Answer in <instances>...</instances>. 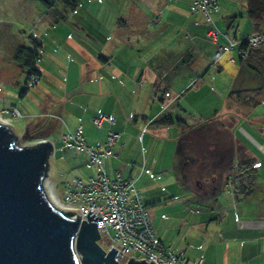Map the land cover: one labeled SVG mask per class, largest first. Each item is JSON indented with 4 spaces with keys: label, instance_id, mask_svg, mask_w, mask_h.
<instances>
[{
    "label": "crops",
    "instance_id": "1",
    "mask_svg": "<svg viewBox=\"0 0 264 264\" xmlns=\"http://www.w3.org/2000/svg\"><path fill=\"white\" fill-rule=\"evenodd\" d=\"M110 1L123 3V8L80 11L84 5L77 0L73 11L55 15L48 11L44 16L37 42L40 77L34 85L41 80L47 85L39 96L35 116L55 119L54 132L61 121V136L80 126L86 144L93 148L104 143L109 131L121 133L112 157L105 160L106 175L113 179L119 174L134 182L142 192L156 236L184 264L197 259L201 264H264L261 54L253 53L240 62L235 49L223 54L216 68L210 67L217 47L228 43L225 34L238 39L254 32L248 0H218L219 9L211 14L221 33L216 43L205 38L203 25H194L200 16L189 14L193 0ZM185 54L194 59L187 66L178 62ZM43 58L47 60L45 69L39 66ZM223 74L229 83L220 94H214L218 101L209 107L213 110L206 115V105H202L196 117L190 116L186 109L189 102L182 100L191 86L202 82L196 94L205 87L209 93L203 83L215 82ZM164 90L180 94L169 111L172 118L190 127L216 119L232 134L234 144L253 159L252 165L259 164L256 169L251 167L254 178L248 186H236L231 191L227 184L207 199L196 198L199 196L175 167L178 140L185 133L177 124L153 122L159 118ZM99 113L114 117V123L94 129L90 120ZM146 123L149 126L140 136ZM73 153L66 159L72 156L76 161ZM51 159L53 156L49 170ZM238 160V155L232 158L235 170L231 169L230 177L242 175L236 169ZM223 192L228 198L224 205L219 201Z\"/></svg>",
    "mask_w": 264,
    "mask_h": 264
},
{
    "label": "built area",
    "instance_id": "2",
    "mask_svg": "<svg viewBox=\"0 0 264 264\" xmlns=\"http://www.w3.org/2000/svg\"><path fill=\"white\" fill-rule=\"evenodd\" d=\"M218 9V0H193L189 11L190 15L200 16V20L193 23L196 26L205 27L204 35L212 43H216L221 35L211 18V14ZM225 37L228 43L218 46L212 56L214 65L223 54L235 49L238 57L243 59L247 57L250 50L264 51V33L253 32L242 35L238 39H231L227 34ZM179 96V93H164L160 101L159 115L171 111ZM5 114L12 117L21 116L15 107L6 109ZM114 121V117L102 113L90 120L96 130L102 129L105 124L112 125ZM148 126L149 123L144 125L140 136ZM120 137L121 133L109 131L104 143L98 148L86 144L80 126L61 137L64 150L82 153L85 168L92 169V174L86 180L72 177L64 183L63 201H59L61 211L75 213L80 217L79 222L88 221L86 214L88 210L92 212L97 217V221L94 222L100 239L104 238L107 243V248L103 249L105 251H109L112 247L116 249L114 260L119 264H124L129 259L152 261L155 264H184L181 257L163 245L156 236L151 218L142 202V195L134 182L121 178L119 174L113 179L107 177L104 163L106 159L112 157V148ZM258 167V163L252 165L253 169ZM145 173L153 179L152 174ZM228 187L234 191L231 182L228 183ZM69 218L76 219V216H69ZM192 264H201V259H197Z\"/></svg>",
    "mask_w": 264,
    "mask_h": 264
},
{
    "label": "water",
    "instance_id": "3",
    "mask_svg": "<svg viewBox=\"0 0 264 264\" xmlns=\"http://www.w3.org/2000/svg\"><path fill=\"white\" fill-rule=\"evenodd\" d=\"M23 139L31 140L27 128ZM54 148L48 139L20 147L0 123V264H119L100 245L97 217L79 222L47 199L43 181ZM76 216L70 219L69 216ZM124 264H155L127 260Z\"/></svg>",
    "mask_w": 264,
    "mask_h": 264
},
{
    "label": "rangeland",
    "instance_id": "4",
    "mask_svg": "<svg viewBox=\"0 0 264 264\" xmlns=\"http://www.w3.org/2000/svg\"><path fill=\"white\" fill-rule=\"evenodd\" d=\"M78 1L79 4L84 5L80 11H91L93 9L119 10L123 8V3H113L110 0H101L99 4L97 3L98 0ZM48 11L49 14L53 13L55 15V13L60 14V11L63 12V8L59 3L55 4L53 10H45L35 0H0V123L7 126V128L15 135L17 144L20 147L33 146L37 142L43 140L34 138L33 134H31L28 129V135L31 136L32 139L27 140L22 137L24 136L26 126L30 121L36 123V121L45 119V117L50 119V116H35L39 113L37 103L39 101V96L41 98V91L47 85L46 82L41 80L34 85L35 78L28 81L26 71L15 63L14 56L19 48H28L32 44L39 45V43H37L39 42L38 34L44 26V16L47 15L46 13H48ZM42 39L44 40L47 38L42 37ZM46 61L47 60L43 58V62L39 61V66H42V68L45 69L47 65ZM216 66L218 65H214L212 61L210 67L214 69ZM223 75L224 76H221L220 79L215 82L209 81L203 83L204 85L205 83L207 84V87L211 91L209 93L208 89L205 87L202 88L199 95L196 94V91H198L202 82H199L196 87L191 86V89L187 92V96L182 100L185 104L187 101L189 102L186 105V109L190 116L196 117L198 115L197 110L200 106L202 107V105H206V108L204 109L206 115L209 114L210 110H213V108L210 109L209 107L212 105L215 106V103L218 101L214 94H220L219 91L225 87L224 85L229 83L227 75ZM24 91L27 93H24ZM201 95L203 96L202 98L199 97ZM179 99L180 98L175 102L179 101ZM13 107L18 109L21 114L20 117H12L5 114L6 109ZM60 126L61 128H64V124H62L61 121L58 122L57 131L48 137V140L53 145L54 154L53 159H51L50 170L48 168L47 176L43 181V190L47 199L59 211H61L59 201H63L62 192L64 183L72 177L86 180L87 177L92 174V169H86L84 162L79 160H84V155L82 153H73L72 151L64 150V144L61 139L62 136L60 135V131L62 130H60ZM71 130L74 131L73 128ZM231 136V133H226L224 139L228 140ZM254 140L259 144L256 139ZM71 152L77 156L78 159L76 161H74L72 156H69L70 158L68 160L66 159ZM181 163L182 160H176L175 167L177 168ZM261 176H263L262 172L259 173V177ZM236 177L233 175L229 180L233 187L239 186L237 181L238 177ZM262 179L264 181V178ZM244 185L248 186L247 180L243 183V187ZM261 191L264 192V188H262ZM261 191H258L259 195H262ZM140 193L142 195L141 191ZM224 193L226 192L221 193L219 197V201L223 205L228 202V198ZM50 197L52 199H50ZM196 198L207 199L208 197ZM56 204L59 205V207H57ZM98 243L102 248H107V243L104 238H101Z\"/></svg>",
    "mask_w": 264,
    "mask_h": 264
},
{
    "label": "trees",
    "instance_id": "5",
    "mask_svg": "<svg viewBox=\"0 0 264 264\" xmlns=\"http://www.w3.org/2000/svg\"><path fill=\"white\" fill-rule=\"evenodd\" d=\"M35 1L45 10H53L55 4L59 3L63 8V12L60 14H63L67 11H73L76 8L77 4V0ZM248 15L252 21L254 32L264 33V0H248ZM231 27H233L232 23L230 24L229 29ZM253 53L261 54L259 56L261 62L258 67L262 71V69H264L263 50H250L246 58L243 59L238 57V60L240 62L248 60ZM38 55V46L36 44H32L28 48H19L15 53L14 61L18 66L26 71V77L28 81L33 78H35V81L40 77V72L36 68ZM193 60L194 59L192 56L185 54L178 60V62H181L182 64L185 63L187 66L188 64H191ZM166 92L170 91L164 90L162 93V97ZM24 93H26V91H24ZM162 97L160 98V101ZM158 117L159 118L155 119L153 122L161 125H169L173 123L177 124L180 126L182 132L185 133L178 140L177 148L182 147V145L186 142H192L194 149L201 151L200 154L198 153L196 154L197 156L194 157V165L196 166L195 170L200 174L199 179L201 181H203L206 176L215 175L217 171H230V168L233 164L232 158L235 155H238L239 158V160L237 161V171L242 172V175H239L237 178L239 186L243 187V183L246 180L252 181V179L254 178L253 170L251 168L253 159L250 158L244 152V150L238 148L232 141L231 137H229L228 140L224 139V135L228 133V131L224 130V126L218 123L216 119H209L197 127H190L183 121L172 118L169 112L159 115ZM32 122L33 121H30V123L27 124L26 128L30 131L31 134H33L34 138L37 139H48V137L54 132L56 128L55 119H49L45 117V119L36 121V123ZM243 170H245L246 172L243 173Z\"/></svg>",
    "mask_w": 264,
    "mask_h": 264
},
{
    "label": "flooded vegetation",
    "instance_id": "6",
    "mask_svg": "<svg viewBox=\"0 0 264 264\" xmlns=\"http://www.w3.org/2000/svg\"><path fill=\"white\" fill-rule=\"evenodd\" d=\"M201 151L195 150L192 142H186L178 148V160L182 163L177 167L185 184H189L195 194L199 197H211L213 193L227 186L230 182V171H217L215 175L206 176L203 181L199 179L200 174L195 170V156Z\"/></svg>",
    "mask_w": 264,
    "mask_h": 264
},
{
    "label": "bare ground",
    "instance_id": "7",
    "mask_svg": "<svg viewBox=\"0 0 264 264\" xmlns=\"http://www.w3.org/2000/svg\"><path fill=\"white\" fill-rule=\"evenodd\" d=\"M231 169H234V167H232ZM50 199H52L51 197H50ZM53 201V200H52ZM54 202V201H53ZM55 203V202H54ZM57 205V204H56ZM57 207H59V205H57Z\"/></svg>",
    "mask_w": 264,
    "mask_h": 264
}]
</instances>
